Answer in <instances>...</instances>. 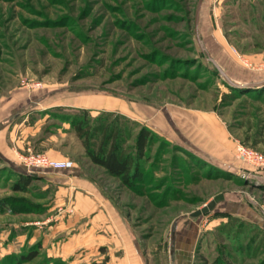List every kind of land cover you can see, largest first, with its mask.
<instances>
[{"label":"rangeland","instance_id":"obj_1","mask_svg":"<svg viewBox=\"0 0 264 264\" xmlns=\"http://www.w3.org/2000/svg\"><path fill=\"white\" fill-rule=\"evenodd\" d=\"M200 1L0 0V264H66L42 246L41 227L66 207L59 187L13 189L21 156L48 147L95 178L151 245L185 217L199 230L192 264H264V165L239 150L264 157V89L232 86L217 68L238 85L264 80V0ZM82 109L159 137L136 190L65 129ZM50 134L63 137L43 143ZM221 193L214 211L191 216Z\"/></svg>","mask_w":264,"mask_h":264},{"label":"crops","instance_id":"obj_2","mask_svg":"<svg viewBox=\"0 0 264 264\" xmlns=\"http://www.w3.org/2000/svg\"><path fill=\"white\" fill-rule=\"evenodd\" d=\"M61 105L82 107L75 104H60L57 107ZM28 125L30 127L31 124ZM64 126L66 130H70V123ZM40 129L41 126L37 128V133ZM30 131L26 127L24 132L36 135ZM62 131L63 129L58 130L59 134H62ZM14 133L15 130L12 131L11 138ZM26 137L27 135L25 139ZM61 137L63 136L50 134L41 141L45 144L52 143ZM29 144L28 140L27 145ZM44 152L54 159L66 157L51 147L46 148ZM74 163L73 170H43L35 173L41 180L55 183L59 187V198H66L60 205L66 207L64 211L60 210L55 222L46 230L41 227L42 246L47 248L48 256L54 262L59 260L66 264H192L191 251L199 232L196 222H189L185 217L180 218L170 226L167 236H164L168 237L167 241L160 242L159 247L151 245L153 237L148 236L146 239L140 236L129 223L127 212L116 204L115 199L107 194L95 178L85 174L78 162ZM69 202L71 204L67 205ZM70 207H73V213L68 212Z\"/></svg>","mask_w":264,"mask_h":264},{"label":"trees","instance_id":"obj_3","mask_svg":"<svg viewBox=\"0 0 264 264\" xmlns=\"http://www.w3.org/2000/svg\"><path fill=\"white\" fill-rule=\"evenodd\" d=\"M246 89L257 91L264 86ZM79 113L69 118L70 127L89 161L119 179L128 189L136 190L145 177L142 165L150 161L151 149L159 137L148 127L115 111H105L97 117L91 116L87 109L79 110ZM17 174L14 191H26L34 181L42 179L29 173ZM34 256L30 254L28 259Z\"/></svg>","mask_w":264,"mask_h":264},{"label":"built area","instance_id":"obj_4","mask_svg":"<svg viewBox=\"0 0 264 264\" xmlns=\"http://www.w3.org/2000/svg\"><path fill=\"white\" fill-rule=\"evenodd\" d=\"M239 150L243 154V158L248 155L249 158H254L259 165H264V157L253 152H245V149L240 147ZM21 162L26 172L32 175H36L38 171L53 170V171H67L74 168V163L69 159H53L44 153H35L28 150L26 155L21 156ZM69 213H73V208L68 209Z\"/></svg>","mask_w":264,"mask_h":264},{"label":"water","instance_id":"obj_5","mask_svg":"<svg viewBox=\"0 0 264 264\" xmlns=\"http://www.w3.org/2000/svg\"><path fill=\"white\" fill-rule=\"evenodd\" d=\"M202 1V0H201ZM200 1V2H201ZM198 13H199V8H198V12H197V26H198ZM217 66V65H216ZM218 70L220 71V74L232 85L238 88H259L264 86V80L260 81V82H252V83H244L241 85L235 84L233 83L228 77L227 75L217 66ZM225 200V194L221 193L216 195L212 200H210L208 203H206L202 208L194 211L191 216L194 218H198L200 216L209 214L210 212L214 211L215 208L217 207V205L219 203H221L222 201Z\"/></svg>","mask_w":264,"mask_h":264}]
</instances>
